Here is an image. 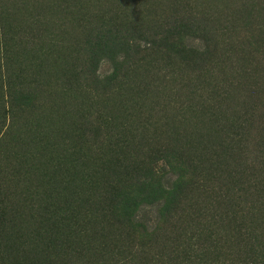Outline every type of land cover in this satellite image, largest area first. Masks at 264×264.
I'll return each instance as SVG.
<instances>
[{
	"label": "trees",
	"instance_id": "1",
	"mask_svg": "<svg viewBox=\"0 0 264 264\" xmlns=\"http://www.w3.org/2000/svg\"><path fill=\"white\" fill-rule=\"evenodd\" d=\"M227 1L236 8L232 24L238 19L246 26L252 17L261 22L255 40L263 55L264 0H255L257 10H253L252 0ZM237 1H241L238 6ZM219 4L220 0L204 1L194 12L192 5L182 0L170 1L171 12L164 13L159 32L149 25L155 19H140L134 27L127 23V16L123 22L107 18V22L89 23L84 39L73 43L72 50L67 47L63 51V46L48 53L56 61L61 82L52 90L42 81L43 60H36L39 68L35 73L26 67L28 46L31 49V42L38 40L28 36L31 42L23 44V61L9 71L5 83L7 101L0 114L1 125L7 116L24 122L30 105L35 107L45 101L44 97L52 99L55 91L62 99L63 89L71 83L84 86L100 101L98 109L89 105L65 108L72 121L63 133L54 127L34 131V139L40 138L50 146V164L55 163L64 174L51 180L57 182L51 191L45 192L44 186L27 188L23 193L13 189L30 199L19 201L16 193L0 190V264H56L57 249L47 246L42 237L53 228L54 234L65 233L72 238L86 232L84 225L97 223L90 218L93 205L104 222L108 216L110 227H100L102 231L108 229L107 233L101 238L96 235L84 245L82 251L87 257L77 264H132L138 251H130L129 246L138 233L147 248L138 252L142 257L133 264H264V67L251 69L253 77L243 72L241 82L221 80L209 94L201 92L199 86V73L216 60L218 26L225 13ZM225 10L232 11L230 7ZM185 39L199 41L202 46L196 48ZM138 41L145 47L137 46ZM156 53L166 55L169 62L165 68L171 70L174 63L170 60L175 59L183 70L194 73L193 78L184 82L179 78L177 83L178 78L140 82L133 66L144 60L141 56L150 59ZM105 59L113 65L112 72L100 77L98 68ZM181 86L185 98L199 99L194 108L186 107L187 113L198 114L200 125L194 130L189 124L184 127L186 120L178 114H173L170 125L152 124L153 119L147 115L152 112L150 105L132 110L139 96L147 101L146 92L150 94L158 87L178 91ZM41 90L43 97L38 94ZM113 94L119 95L116 103ZM171 110L173 107L161 108L167 115ZM32 121L26 117V123ZM169 131L171 135L166 136ZM16 149L14 187L18 182L31 186L38 182L36 179L44 180L43 169L38 170L40 178L23 172L35 165L36 156H31L28 163L26 153L21 152L25 149ZM143 206L157 207L162 219L159 227L149 228L137 219ZM113 225L114 232L110 233ZM76 239L73 245L62 240L59 244L66 243L79 253L82 242ZM28 243L33 245L29 253L28 247H23ZM20 247L27 255L20 254Z\"/></svg>",
	"mask_w": 264,
	"mask_h": 264
},
{
	"label": "rangeland",
	"instance_id": "2",
	"mask_svg": "<svg viewBox=\"0 0 264 264\" xmlns=\"http://www.w3.org/2000/svg\"><path fill=\"white\" fill-rule=\"evenodd\" d=\"M170 1L173 2L174 0H0V114L3 113V109L5 110V101H7L5 99V83H7V79L10 75L9 71L23 61L21 55L23 52L22 47L26 45V42L28 43V36L34 35L38 40L35 42H31V40L29 41V44L31 42L33 46H31V49L28 46L29 44L27 45L30 52H26L28 53L25 57L28 59V65L26 67L30 66V68L33 69V73H35V68H39L36 60H43L44 63L42 64V70L40 73L42 81L46 83L45 85L50 86V90H52L57 85L60 86L61 82L59 81L60 76L58 75V70L55 67L56 61L53 60V56H50L48 53L57 49L60 50L63 46V51L66 50L67 47H70L72 50L74 47L73 43L77 41L79 43L84 39L86 35L84 32L85 29L91 27L88 26L89 23L107 22V18H113L117 19L118 22H123L122 18L127 16V23L129 25L131 24L130 26L132 27H134L133 23L139 24L140 19H143V22H146L147 19H155L154 21H150L149 25L151 27L155 26L154 32H159L157 28L161 25V18L165 17L164 13L171 12L172 6H170ZM182 1H184V4L188 3L192 5L191 8L196 12L198 10V4L210 0ZM251 2L253 3H251V5L254 6L255 0H252ZM240 3L241 1H237L236 5H240ZM219 5L225 13L222 15L218 26L219 38L217 43L218 51H216L217 53L215 55L216 60L213 64H210L205 68L208 70L207 72L204 69L203 73H199V76L201 77L199 79L201 82L199 86L202 88L201 92L205 94L206 92L209 94L210 88L221 80H230V78H232V81L241 82L243 79L241 77L243 72L246 71L247 76L253 77L251 69H254L256 66L259 68L264 67V54H261L263 49L261 46H258V40H255V36L258 35L260 30L259 23L261 22H259L258 18L252 17L253 21L246 26L238 19L232 24L230 20L233 15L232 12H234L236 8L231 6L227 0H220ZM227 7H230L232 11L225 10ZM249 10L250 9H247V12H249ZM253 10H257V7L254 6ZM183 12L184 11L181 10V13ZM111 22H113V20ZM231 26L235 28H230ZM40 40L42 44H40ZM19 41H22V43H19ZM184 41L185 43H190V45H193L196 48L202 46L199 41L192 42V40L187 41L186 39ZM24 43L25 45L23 46ZM54 43H57V46L52 47L51 45ZM59 44L62 45L58 46ZM136 44L141 48L145 47L144 42L138 41ZM142 57L144 60L133 66L134 75L137 74L140 82H149L151 79L158 81H163L165 79V81H167L168 79L178 78L176 81L177 83L179 78H182L183 82L185 78H193L192 75L194 73L191 74V72L183 70L182 65H180L175 59L170 60L174 63L171 70L165 68V64L169 62L166 55L156 53V55L154 56L153 54L150 59H147V57L144 56H141L140 58ZM112 67L113 65L111 62L106 59L102 60L98 68V75L100 77L109 75L112 72ZM29 73L32 74L30 71ZM256 77H258V74ZM69 85L70 86L63 89L64 95L62 96V99H59L57 91H55L52 99L44 97L45 101H40L35 107L31 108L30 105L26 110V113H24V122L21 118L22 122L16 117L10 118L6 115V120L4 124L1 125L0 119V190L5 189V191H9L12 194L16 193L19 197V201H22L24 198L30 199V197L29 195L24 197L13 189L16 188L20 190L19 192L23 193L27 188L33 190V188L37 189L44 186L45 192L47 190L51 191L52 189H55L54 185L57 184V182L53 184L51 180H53L54 177L57 178L59 174H64V171L55 168V163L53 165L50 164V161H48L49 152L51 151L50 146H47L40 138L34 139V131H36V129L38 131H50L54 128H58V132L63 133L72 121V119L68 117L69 113H67V110L65 109L68 107L70 108V105L74 106L76 109H83L85 105L94 106L96 109L99 108L97 104L100 100L95 98L94 94L90 93L84 86L76 85V83H71ZM155 85H158V82H156ZM69 87H71V89H69ZM150 92V94L148 92L144 93L147 101H144V97L139 96L138 99L140 100L137 99V103L132 104V110L134 112L139 111L138 107L141 105H150L152 107L150 111L153 113L149 112L147 115L153 119L152 124H156L155 122H157L170 125L173 114H178L179 118L183 117L186 120L183 125L184 127L187 126L186 124H189L190 130H194L196 129L195 125H200V123H198L200 120L197 119L198 114L195 116L186 112V107L191 105L193 107L190 108H194V105L199 99L197 97H194V100H191V97L185 98L183 96L185 94V89L182 86L178 91L173 90L169 92L168 88L163 89L158 87ZM38 94L41 97L44 96L42 90ZM111 98H113V102L115 103L119 101V95L117 94H113ZM164 99L166 101L163 103ZM204 100L208 104L209 101L206 99ZM2 102H4V105ZM109 102L112 101L109 100ZM156 103L158 104L156 105ZM162 106L164 109L173 107V111H169L170 114L167 115L166 111L161 112ZM26 117L31 120L33 119L32 123H26ZM201 122L204 121L201 120ZM15 135H20L23 139L17 137L21 140L19 141L15 137V140L13 137ZM170 135L169 131L166 136ZM164 136L165 135L162 137ZM16 145L25 149L21 150V152L26 153L28 163L31 156H36V161L33 162L35 165L29 166V169H24L23 172L27 173V171H30V173H33V175L40 178L42 175L41 173H38V170L43 169L44 180L36 179L38 182H32L34 184L31 186L26 182H18L14 187L16 182L13 178V174H15L13 172L16 171L13 169V156L18 152ZM93 157L96 158L98 156ZM93 162L97 165L101 163V161L99 163H97V161ZM48 172H54L55 176L47 175ZM76 184L78 183L76 182ZM82 189H84V191H90L85 187H82ZM91 208L93 210H91L90 214L93 213L94 215H90V218L92 219V222L96 220L97 223H93L94 226L84 225L83 229L86 228V232L78 233L77 236L73 235L72 238L65 233H62L63 235L54 234L53 231H55V228H53V231H51L49 235L45 234L42 237L43 242L47 246L50 245L57 249L55 251L57 252L56 264H77L80 262L79 259H84L85 255L87 257V254L85 253L84 255V251H82L84 245L96 235L98 238H101L102 234L107 233L108 229L102 231L103 227H100L105 225L110 227L111 222L108 223V221L111 220L106 216L104 222L102 217L99 216L100 211L95 208V205ZM84 215H88L86 211ZM138 218L144 221L149 228L159 227L162 224V219L155 206L141 207L137 214V219ZM33 227L35 228V226ZM113 227L114 225L109 229L110 233L114 232ZM61 229L64 230V226H61ZM49 230L51 229L49 228ZM135 236L136 237L132 238L133 240L130 242L129 249L132 248L130 251H145L147 247L145 243L142 242L143 236L139 233ZM1 237H3V234L0 233V238ZM76 238H80L82 242L81 251H79V253L73 252L71 248L69 249L66 243H63V245L59 244L62 240L63 242L69 241V243L73 245L75 241L76 243L78 242ZM73 239L75 240L74 242ZM87 245L85 246V249ZM23 247L31 248L33 245L28 243ZM23 247H20V254H23L24 252ZM143 247L146 248L143 249ZM28 248L26 249L27 253L30 252V248ZM138 252L134 256L139 260L142 256H139L140 253Z\"/></svg>",
	"mask_w": 264,
	"mask_h": 264
}]
</instances>
